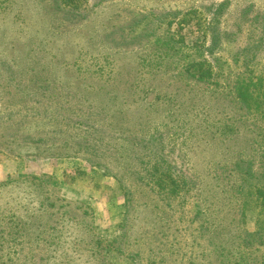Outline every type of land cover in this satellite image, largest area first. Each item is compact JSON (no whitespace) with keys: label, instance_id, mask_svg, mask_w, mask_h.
<instances>
[{"label":"rangeland","instance_id":"1","mask_svg":"<svg viewBox=\"0 0 264 264\" xmlns=\"http://www.w3.org/2000/svg\"><path fill=\"white\" fill-rule=\"evenodd\" d=\"M67 1L0 0V264L263 262L231 170L261 153L264 0ZM156 168L189 175L185 198Z\"/></svg>","mask_w":264,"mask_h":264},{"label":"trees","instance_id":"2","mask_svg":"<svg viewBox=\"0 0 264 264\" xmlns=\"http://www.w3.org/2000/svg\"><path fill=\"white\" fill-rule=\"evenodd\" d=\"M65 1L67 0H63V1L57 0L58 6L60 7H63L64 5L69 6V1L67 2ZM226 6H227L226 3H222L214 13L215 17L211 24L213 47L217 46V44L219 43V38L221 34L218 29V16H220L221 11ZM259 80H261L260 84L263 86L264 89V73L258 76V82ZM251 83L252 81H246V80L242 81L243 84L242 87H240L237 90V95H238L237 99L241 104L242 108L248 114L253 115V112L254 110H256V108L254 107L255 103L252 102V99L254 98V93L249 88ZM247 138H248L247 140L250 141L251 144L261 147V153L256 157H253L254 155L252 156L246 153L237 154L235 156L234 162L232 163L231 172L234 173L235 175H238L239 178L241 179V182L238 183L239 186L236 189L237 192L236 195H239L241 200V207H242L241 211L246 212V210L256 207L258 210H260L261 214L263 215L262 220H260L258 223V229L255 233L251 234L244 232L245 235L244 242L248 243L249 246L264 245V134L261 138L255 136L254 134H249ZM258 138H260V140H258ZM72 142L77 143L79 146L82 147L85 146L84 148H86V150L90 152L89 154L90 157L87 160L91 162L94 166L101 168L100 164L93 160L99 154V151L96 149L94 145H90L87 143L81 144L79 140ZM229 142L232 143V145L236 146L238 142V137L237 136L230 137ZM223 144H224V140L222 139L219 146H222ZM245 144L246 145L244 147H246L250 143L245 142ZM69 155H74V153H71ZM256 158H258V163H259L258 168H255ZM161 173H162L161 168L149 170L148 171L149 180L158 190L159 194H163L168 199H171L172 197H175L179 194H180L179 197L183 196V198H185L186 194H188V191L192 188V184H194V182L189 177V175L183 172L180 174V179H179L180 183H173L171 187H165V183L164 184L159 183V179L157 178ZM165 176L167 177V175ZM46 185H48V182H46ZM220 186H221L220 181L217 180L215 185H213L212 190L210 191H207V188H205L204 186L202 187L203 189L202 194L206 202L211 207H216V204H218L219 200L215 199L214 189H218L220 188ZM210 194H212L214 197L210 196ZM260 264H264V261L261 262Z\"/></svg>","mask_w":264,"mask_h":264}]
</instances>
